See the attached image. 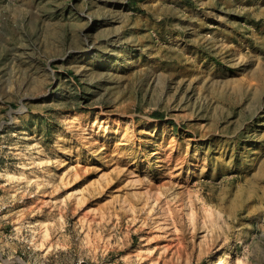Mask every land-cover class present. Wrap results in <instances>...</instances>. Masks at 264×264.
Here are the masks:
<instances>
[{
	"label": "rangeland",
	"instance_id": "374dc122",
	"mask_svg": "<svg viewBox=\"0 0 264 264\" xmlns=\"http://www.w3.org/2000/svg\"><path fill=\"white\" fill-rule=\"evenodd\" d=\"M264 264V0H0V264Z\"/></svg>",
	"mask_w": 264,
	"mask_h": 264
},
{
	"label": "bare ground",
	"instance_id": "6f19581e",
	"mask_svg": "<svg viewBox=\"0 0 264 264\" xmlns=\"http://www.w3.org/2000/svg\"><path fill=\"white\" fill-rule=\"evenodd\" d=\"M223 264V263H222Z\"/></svg>",
	"mask_w": 264,
	"mask_h": 264
}]
</instances>
